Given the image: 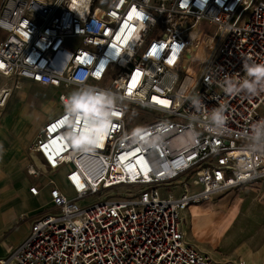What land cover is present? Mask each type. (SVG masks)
Returning <instances> with one entry per match:
<instances>
[{
	"label": "built area",
	"instance_id": "built-area-1",
	"mask_svg": "<svg viewBox=\"0 0 264 264\" xmlns=\"http://www.w3.org/2000/svg\"><path fill=\"white\" fill-rule=\"evenodd\" d=\"M245 60L264 63V0H0V118L8 80L61 90L62 108L27 168L47 179L49 208L0 264H246L184 232L192 207L264 184V152L246 148L264 143V93L223 87ZM85 90L113 99L109 120L68 114L64 98ZM221 105L226 125L210 128ZM134 107L159 117L128 130Z\"/></svg>",
	"mask_w": 264,
	"mask_h": 264
},
{
	"label": "crops",
	"instance_id": "crops-1",
	"mask_svg": "<svg viewBox=\"0 0 264 264\" xmlns=\"http://www.w3.org/2000/svg\"><path fill=\"white\" fill-rule=\"evenodd\" d=\"M20 81L33 84L29 80ZM48 89L57 91L52 87H48ZM58 113L51 115L50 119ZM4 116L5 112L3 111L0 122ZM48 120H45L44 123ZM37 134L24 143L19 165H16L15 162L14 164L7 162L5 159L0 162V258L6 257L25 240L31 224L49 208V188H42L47 179L44 177L35 179L27 174V168L32 162L30 148ZM18 169L27 176L25 182H20L16 178ZM61 171L64 177V172ZM61 171L55 172L52 177L55 179L56 174ZM35 182H38L39 185ZM58 185L61 187L59 183ZM31 186L41 188L37 196L30 193ZM61 188L63 189V187ZM215 200H218V203L223 200L218 206L227 207L219 217L220 222L231 217L226 228L221 230L219 224L214 229H219V232L215 234V241L207 248L201 249L196 243L195 236H190L188 231L184 230L186 241L219 262L243 260L246 264H264V184L243 187L221 195L213 201ZM195 207L198 206L192 207L185 214L193 215L192 209ZM225 240H227V246L223 247ZM235 242L236 245H233Z\"/></svg>",
	"mask_w": 264,
	"mask_h": 264
},
{
	"label": "rangeland",
	"instance_id": "rangeland-1",
	"mask_svg": "<svg viewBox=\"0 0 264 264\" xmlns=\"http://www.w3.org/2000/svg\"><path fill=\"white\" fill-rule=\"evenodd\" d=\"M15 82V80L7 81L13 87L14 92L8 105L3 110L5 116L0 122V162L5 159L7 162H13V164L15 162L16 165H19L21 163L19 161L20 153L24 143L39 132L45 120L50 119V116L55 113H60L62 109L59 102L61 90H49L48 87L37 83L30 84L20 81L16 85ZM158 117L159 114L150 109L134 107L127 117L128 130H135L148 125ZM62 174V171L56 174L55 179L63 187L66 194L71 196L67 191ZM25 177L27 176L24 172L19 170L16 178L20 182H25ZM35 183L39 185L38 182ZM175 193L179 195L180 190H176ZM124 196L127 195L116 196V199ZM222 201L220 202L222 203ZM220 202L218 203V200H215L193 208L194 216L188 215L189 218L188 213L185 214L184 230L188 231L190 236H195L196 243L201 249L210 247L215 241V234L219 232V229H214L219 224L222 230L226 228L231 220L230 217L220 222L221 213L227 209V207H219ZM233 245H236V242ZM226 246L227 240L223 244V247Z\"/></svg>",
	"mask_w": 264,
	"mask_h": 264
},
{
	"label": "clouds",
	"instance_id": "clouds-1",
	"mask_svg": "<svg viewBox=\"0 0 264 264\" xmlns=\"http://www.w3.org/2000/svg\"><path fill=\"white\" fill-rule=\"evenodd\" d=\"M139 15L144 17L146 13L141 10ZM152 51L155 53L156 49L153 48ZM157 55H160V53ZM243 71L245 76L237 80H233L231 76H225L223 84L225 93H244L252 96L264 93V63H249L245 60ZM64 101L69 115L72 113H88L90 116H94L98 122L107 121L111 118V112L106 111V106L111 105L113 99L105 92H101L100 94H93L88 90L74 92L69 97H65ZM193 103H198V100H194ZM207 116L211 121L210 128L226 125L225 108L223 105L214 108L211 113H207ZM257 123H261V121H257ZM256 136L257 140H260V134L256 133ZM246 148L250 152L261 153L264 152V143L246 142Z\"/></svg>",
	"mask_w": 264,
	"mask_h": 264
},
{
	"label": "snow or ice",
	"instance_id": "snow-or-ice-1",
	"mask_svg": "<svg viewBox=\"0 0 264 264\" xmlns=\"http://www.w3.org/2000/svg\"><path fill=\"white\" fill-rule=\"evenodd\" d=\"M137 16H139V13H137ZM156 54H158V53H156Z\"/></svg>",
	"mask_w": 264,
	"mask_h": 264
}]
</instances>
